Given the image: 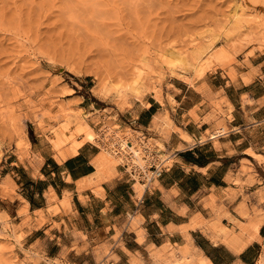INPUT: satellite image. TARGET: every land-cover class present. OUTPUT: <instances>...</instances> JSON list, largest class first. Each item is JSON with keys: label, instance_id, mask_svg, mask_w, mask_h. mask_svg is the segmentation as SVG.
Returning a JSON list of instances; mask_svg holds the SVG:
<instances>
[{"label": "crops", "instance_id": "0c3cea01", "mask_svg": "<svg viewBox=\"0 0 264 264\" xmlns=\"http://www.w3.org/2000/svg\"><path fill=\"white\" fill-rule=\"evenodd\" d=\"M239 62L168 92L174 104L166 91L149 92L126 110L127 124L144 134L171 122L163 145L172 163L141 196L124 170L98 168L100 151L86 143L65 159L3 164L24 180L3 175L0 264H257L264 50Z\"/></svg>", "mask_w": 264, "mask_h": 264}, {"label": "rangeland", "instance_id": "374dc122", "mask_svg": "<svg viewBox=\"0 0 264 264\" xmlns=\"http://www.w3.org/2000/svg\"><path fill=\"white\" fill-rule=\"evenodd\" d=\"M212 38L211 52L222 57L199 75L169 55L190 59ZM255 50H264V0H0V197L4 173L24 180L20 168L3 164L34 165L50 153L61 159L80 140L75 112L97 133L107 125L139 134L125 120L135 101L121 104L117 90L141 80L145 93L166 91L174 104L168 92L209 69L229 72ZM144 135L158 145L168 138L159 126Z\"/></svg>", "mask_w": 264, "mask_h": 264}, {"label": "bare ground", "instance_id": "6f19581e", "mask_svg": "<svg viewBox=\"0 0 264 264\" xmlns=\"http://www.w3.org/2000/svg\"><path fill=\"white\" fill-rule=\"evenodd\" d=\"M214 39L215 38H212L202 43L201 45L194 47L190 53V56H191L190 59H185L181 56V53L174 52V51H170L169 55L172 57V60L177 62L176 64L179 66L178 68H181L182 70H185V71L187 68H189L191 71L197 68L198 74L196 75H199L202 71L205 70V68L209 67V64L212 65L216 61H219L222 57L221 50H214L213 52H211ZM204 54L206 55L205 58L203 57L205 56ZM171 72L172 70L170 71V73ZM177 76H179V74ZM179 78H184L185 81L189 80V78L186 75H183L182 77H179ZM140 81L130 83L126 85L125 87L117 90L116 96L120 99L121 104L131 105V103H133L132 102L133 100L135 101L136 99H140L141 96L144 95V93L148 89V86L146 82L144 81L140 82ZM150 86L151 85H149V88L152 87ZM154 90H156V88ZM159 93L160 92L155 91V97L159 98L160 97L158 95ZM170 102H172V100H170ZM79 111H80V108H79ZM75 113L76 114H74V120L77 121L78 127L76 126V129L78 130L77 133L79 132L78 134H79L80 140L73 139L74 141L68 147V149L64 150L63 152L62 151L60 152L61 159H65L69 154H73L76 148L82 145L86 141V142H90L93 144H98L101 150L99 154L97 155V159H96L97 161L95 165L98 168L108 170V172L111 175L112 174L114 175L116 167L118 165L121 166L124 162L131 161L133 163H138L142 165L145 162L143 161L145 160V158H142V154H144V148L147 146L150 150L154 149V151L156 152V158L160 160H164V163L169 166L171 165L172 154L171 153L167 154L166 153L167 151L166 152L164 151L165 147L163 144L159 143L158 145L152 142V140H157V139L154 138L150 141L149 137L148 138L144 137L145 135L142 132H139V134H134V132L132 133L130 132L128 134H121L119 132L120 131L119 128H112L107 125L103 127V130L101 132L97 133L92 129L93 127H91V125L86 121L85 113L83 112H79V113L75 112ZM74 120L72 122H74ZM158 126L162 130V133L167 134L169 132V129L171 128V122L167 119V117H165ZM218 132L219 131H217V133ZM183 136L186 139H188V136H186L185 134H183ZM56 137L57 139H55ZM62 137L55 136L54 139L57 143H59ZM127 140L130 141L131 144ZM128 153H130V155H128ZM156 181L157 180H155L153 183H155ZM133 183L135 186V190L138 192L140 191V196H141L143 193V189H144L143 185H141L137 180L133 181ZM153 183L151 184V186L153 185ZM140 196L138 198H140ZM257 264H264V246H263L261 255L259 256Z\"/></svg>", "mask_w": 264, "mask_h": 264}, {"label": "built area", "instance_id": "2783aa9c", "mask_svg": "<svg viewBox=\"0 0 264 264\" xmlns=\"http://www.w3.org/2000/svg\"><path fill=\"white\" fill-rule=\"evenodd\" d=\"M128 142L130 143V141ZM128 155H130V153H128ZM142 158H145V160H143L145 162L142 165L130 161L124 162L121 167L132 181L137 180L141 185H143L144 192L150 188L151 184L155 180H158L161 174L168 169L169 165L165 164L164 160L156 158V152L154 149L150 150L148 146L144 148Z\"/></svg>", "mask_w": 264, "mask_h": 264}]
</instances>
